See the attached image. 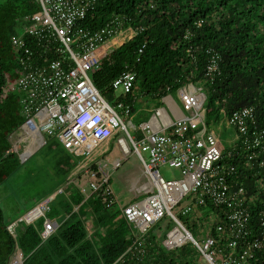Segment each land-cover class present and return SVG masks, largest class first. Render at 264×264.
I'll use <instances>...</instances> for the list:
<instances>
[{
	"label": "built area",
	"instance_id": "2783aa9c",
	"mask_svg": "<svg viewBox=\"0 0 264 264\" xmlns=\"http://www.w3.org/2000/svg\"><path fill=\"white\" fill-rule=\"evenodd\" d=\"M36 2L39 9L26 18L23 33L12 39L19 51L20 75L15 88L25 118L17 130L21 134L20 141L31 138V143L44 146L47 137H53L65 148L78 151L88 159L114 137L122 157L113 160V168L119 169L128 156L135 153L148 179V183L138 189L140 193H147L146 198L120 206L125 219L134 224L140 234L168 216L176 226L164 240L167 248L191 241L210 264H257L259 251L264 248V205L253 221L251 205L258 197L236 179L238 166L230 162L237 156L243 157L249 168L256 164L264 166L261 158L264 126L259 123L254 107L234 110L227 118L229 126L236 130L239 146L235 149L227 150L207 127L202 114L206 94L198 85H191L189 90L186 84L179 91L182 116L172 118L170 111L156 109L153 119L136 128L141 131L138 132L131 123L132 105L107 100L93 80L102 59L100 48L113 38L125 39L123 44L137 32L126 28L125 20L120 17L93 28L88 16L98 0ZM192 51L193 46H190L189 52ZM206 51L210 57L205 74L214 81L221 74L220 55L212 47ZM136 77L133 70H125L112 85L121 89L122 94H130ZM196 127L199 129L194 131ZM143 151L149 152V160ZM162 164L181 168L184 178L165 179L159 172ZM86 167L92 180L89 188L81 189L82 193L86 197H100L107 207L120 204L110 175L92 164ZM256 184L259 185L257 192H264V181L258 179ZM186 198H192L193 202L181 210L182 216L195 212L193 204L212 210L211 216L204 219L198 216L199 224L207 229L202 241L174 212ZM212 206L220 208L218 214ZM56 229L52 222L46 221L44 238ZM178 232L183 234L182 238L177 237ZM22 263V256L12 261V264Z\"/></svg>",
	"mask_w": 264,
	"mask_h": 264
},
{
	"label": "trees",
	"instance_id": "16d2710c",
	"mask_svg": "<svg viewBox=\"0 0 264 264\" xmlns=\"http://www.w3.org/2000/svg\"><path fill=\"white\" fill-rule=\"evenodd\" d=\"M38 9L36 0H0V184L22 165L10 138L25 121L15 88L19 51L12 39L23 33L26 18ZM115 17L137 33L103 57L93 74L94 83L111 102L130 103L134 114L137 96L160 100L177 94L183 85H200L206 94L202 111L208 128L234 110L251 106L264 126V0H98L88 23L97 28ZM210 47L220 55L221 74L214 81L205 74ZM125 70L137 74L134 89L115 98L112 83ZM238 146L236 142L226 149ZM51 148H55L51 167L66 177L78 157L60 141ZM230 162L238 166L236 179L258 197L251 205L255 221L264 205V192L258 193L256 184L258 179L264 181V166L249 168L237 156ZM73 192L69 198H57L51 207L47 216L61 223L48 238L43 236L45 218L14 235L0 205V264H12L19 250L22 264H210L191 241L172 249L164 245L160 222L168 216L140 234L125 219L121 202L107 207L100 197L85 199L77 188ZM212 208L219 213L220 208ZM179 217L190 231L204 227L196 211L185 221ZM168 218L167 225L174 226ZM257 264H264V248Z\"/></svg>",
	"mask_w": 264,
	"mask_h": 264
},
{
	"label": "rangeland",
	"instance_id": "374dc122",
	"mask_svg": "<svg viewBox=\"0 0 264 264\" xmlns=\"http://www.w3.org/2000/svg\"><path fill=\"white\" fill-rule=\"evenodd\" d=\"M124 40L125 39L119 38V43L114 47L121 45L120 42ZM112 42V39L107 41L104 44L105 48H109ZM184 86L186 85H183L181 88H183ZM181 88L179 89V91L181 90ZM188 89L191 90L192 86L189 85ZM179 91L177 94H174V96L179 101V104H181L178 98ZM115 94L116 98L119 94H122V90L119 88L116 89ZM105 98L109 100L108 97L105 96ZM140 98L141 100L138 101L135 105L137 117L133 119V122L131 121V123L134 125L133 127L138 126L140 124L139 122L141 120H145L150 112L154 111L156 107L162 105L161 99H152L143 95L140 96ZM113 103H116V101H114ZM141 108L144 109V113H141ZM138 114H140V116H138ZM202 114L204 115L203 111ZM213 128L220 134V140L223 145L225 147H229V145L231 144H229L228 139H231L235 135L236 131L233 127L228 126L226 117H222L221 122H216L210 125L209 130L212 131ZM11 140L13 142V149L17 153H20L21 157L23 155L22 158L20 157L22 165L15 174L11 175L2 184H0V205L4 210L6 220L11 224L10 227L12 229V233H15V235H17V231L19 232L22 226L26 227V225H28L29 223V221L24 219V216L33 208L41 204V202L48 195L54 193L59 185L62 186L63 184L61 183L62 178L55 173L50 163L51 152L55 149H52L51 145L57 143V139L53 137L50 138L48 136L47 144H45L44 146H39L37 144L28 143L27 141H20V135L15 133L14 135H12ZM100 147L101 151H105L108 149L107 145H103ZM58 148L59 150H61V146H58ZM112 149L113 150L111 151V153H106L109 159L116 154L122 155L121 152L118 151L119 148L117 145H114ZM143 155L147 160H149V152L143 151ZM26 157L28 158L26 159ZM102 157L107 158L106 156ZM79 158L81 160L84 159L82 155H79ZM94 165L98 166V164L96 163H94ZM103 169H105L106 173L108 171L109 173H111V183L116 191V194L118 195V197H120V202H133L146 198L147 193H140L138 192V189L146 185V183H148V179L143 173L141 160L135 153H132L129 156L128 160L119 169H114L110 163H107V165L103 167ZM159 172L167 180H180L184 178V174L181 168L171 166L169 164L160 165ZM88 180L85 179L84 183L89 184ZM58 196L59 198L64 197L62 194ZM192 202V198L184 199L180 205L175 207L174 212L180 215L181 210L187 207ZM193 208L201 219H204L206 216L212 215V210L209 207H200L193 204ZM180 216L184 219V221L186 218H189L187 216ZM168 219V217H165L160 222L163 242L168 236L169 232L176 226L175 224L174 226L172 225L171 227H169L167 225ZM14 222L16 223L14 224ZM17 222L19 224H17ZM191 231L198 240L202 241V239L206 236L207 229L202 231V229L198 227L191 229ZM19 255L20 253L18 252L13 257L14 259L12 261H15L19 257Z\"/></svg>",
	"mask_w": 264,
	"mask_h": 264
},
{
	"label": "crops",
	"instance_id": "0c3cea01",
	"mask_svg": "<svg viewBox=\"0 0 264 264\" xmlns=\"http://www.w3.org/2000/svg\"><path fill=\"white\" fill-rule=\"evenodd\" d=\"M113 40V42L110 44V47L109 48H105V45H103L101 48H100V51H99V53H100V55H101V57L103 58V57H105L108 53H110L111 51H113L115 48H117V47H114L116 44H118L119 43V38H113L112 39ZM120 44L122 45V42H120ZM120 46V45H119ZM199 88L200 89H202V86H200L199 85ZM178 98H179V100H180V94H178ZM141 100V98H140V96H137L136 97V103L138 102V101H140ZM161 101H162V105L161 106H159V107H157L156 109H159V108H161V109H164V110H167V111H170L171 112V117L172 118H175L176 116H182L183 115V112L181 111V109H180V107H181V104H179V101L175 98V96L174 95H172V94H169V95H166V96H164L163 98H161ZM180 102H181V100H180ZM169 103H170V105H169ZM155 109V110H156ZM155 110L154 111H152V112H150V114H148V116H147V118L145 119V120H141L139 123V125L138 126H136V127H134V129H136V128H139L140 127V125H141V123H143V122H145V121H148V120H150V119H153V114H154V112H155ZM174 111H175V113H174ZM141 113H144V109L143 108H141ZM138 116H140V114H138ZM135 117H137V115H136V110H135V112H134V114H133V116L131 117V121L133 122V119L135 118ZM228 124V123H227ZM134 126V125H133ZM228 126H229V124H228ZM229 127H231V126H229ZM19 130V129H18ZM137 130V129H136ZM138 132H141L140 130H137ZM212 131L217 135V137L219 138V140H220V134L213 128L212 129ZM236 131V130H235ZM137 132V134L138 135H140L141 133H138ZM15 133H17V131H15L12 135H14ZM18 135H21L20 133H17ZM12 135L10 136V138L12 137ZM22 136H24V135H22ZM26 140H28L27 142H32V140L33 139H31V138H27ZM236 140H237V134L235 133V135L231 138V139H228V141H229V144H233V143H235L236 142ZM220 142H221V140H220ZM222 143V142H221ZM62 144V143H61ZM223 144V143H222ZM103 145H107V150H105V151H101L100 150V148L101 147H99L97 150H96V152L94 153V155L92 156V157H90V158H85L80 152H78V151H75V150H73V149H68V148H65L64 147V145H63V147L65 148V149H67V151H69L70 153H72V154H75V157L77 158V162H78V164H77V166L72 170V171H70V173L66 176V177H63L62 178V181H61V183L63 184L62 186L61 185H59V187L57 188V190L54 192V193H52V194H50V195H48L42 202H41V204H39L38 206H36L35 208H33L30 212H28L25 216H24V219H28V220H30L29 221V223L28 224H31V223H34V222H36V221H38L40 218H45V221H44V229H45V222L46 221H50V222H52L57 228L59 227V225H60V223L61 222H59V221H57V220H50V218L47 216L48 215V213H49V211H50V209H51V207L54 205V203L56 202V200H57V198H59V196L58 195H60V194H62L64 197H67V198H69L70 196H72L73 194H74V192H73V188H77L78 190H79V192L82 194V195H84V197H85V199H87V198H90V197H86V195L84 194V193H82V191H81V189L83 188V187H85V188H89V184H85L84 183V180L85 179H87L88 180V178H89V183H90V181L92 180L91 178H90V175L88 174V173H86V169H87V167H86V165L87 166H91V164H92V166L93 167H95V168H102L103 169V167H105L106 165H107V163H112L113 162V160L115 159V158H118V157H122V155H114V156H112L110 159L108 158V156H107V152H110L111 153V151L113 150L112 148L114 147V145H117L118 146V148H119V150L118 151H120L121 152V149H120V147H119V145H118V143H117V141H116V139L113 137V138H110L109 140H107L105 143H103L101 146H103ZM19 155H20V153H18ZM121 154H122V152H121ZM79 155H82L83 156V160H81L80 158H79ZM102 156H106L107 158H103ZM130 156V155H129ZM129 156H128V158H129ZM30 157V156H29ZM28 158V157H27ZM26 158V159H27ZM128 160V159H127ZM126 160V161H127ZM105 161V162H104ZM125 161V162H126ZM124 162V163H125ZM94 163H96V164H98V166H95L94 165ZM123 163V164H124ZM104 165V166H103ZM103 166V167H102ZM103 171H105V169H103ZM105 173H106V171H105ZM107 175L109 174H111V173H109V171L106 173ZM110 180H111V176H110ZM87 181V182H88ZM115 190V189H114ZM116 192V191H115ZM116 196H117V199H118V201L120 202V197H118V195L116 194ZM128 202H131V201H128ZM128 202H126V203H122L123 205H125V204H127ZM53 203V204H52ZM44 204H46V205H44ZM78 209V206L76 205L75 206V210H77ZM68 217V215H66L65 216V218L64 219H66ZM27 220V221H28ZM84 221H86V223H87V225H89L88 226V228H92V224H91V222H90V220H89V218H88V216L86 217H84ZM16 222H14V224H15ZM17 224H19L18 222H17ZM16 224V225H17ZM10 226H11V224H10ZM26 227H21L20 228V230L22 231V230H24ZM10 229H11V227H10ZM16 229H17V227H16ZM19 230V231H20ZM11 231H12V229H11ZM43 232H44V230H43ZM14 235H15V233H14ZM19 253H20V255L22 256V253H21V251L19 250L18 251ZM19 255V256H20Z\"/></svg>",
	"mask_w": 264,
	"mask_h": 264
},
{
	"label": "bare ground",
	"instance_id": "6f19581e",
	"mask_svg": "<svg viewBox=\"0 0 264 264\" xmlns=\"http://www.w3.org/2000/svg\"><path fill=\"white\" fill-rule=\"evenodd\" d=\"M177 237L182 238L183 237V234L181 232H178Z\"/></svg>",
	"mask_w": 264,
	"mask_h": 264
}]
</instances>
